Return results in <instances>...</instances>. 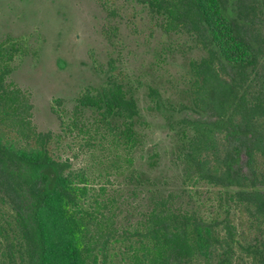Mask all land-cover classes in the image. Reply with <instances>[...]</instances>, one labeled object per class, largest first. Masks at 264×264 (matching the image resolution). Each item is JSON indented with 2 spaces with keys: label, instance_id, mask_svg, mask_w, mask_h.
Returning <instances> with one entry per match:
<instances>
[{
  "label": "trees",
  "instance_id": "16d2710c",
  "mask_svg": "<svg viewBox=\"0 0 264 264\" xmlns=\"http://www.w3.org/2000/svg\"><path fill=\"white\" fill-rule=\"evenodd\" d=\"M96 1L110 44L99 81L69 113L55 109L90 152L89 172L56 153L63 137L38 128L31 93L11 79L29 43L0 41V264H53L51 226L57 264H264V0H124L173 40L157 66L188 41L200 51L173 95L150 85L146 96L175 133L184 183L214 188L209 213L137 167L148 122L121 67L123 6Z\"/></svg>",
  "mask_w": 264,
  "mask_h": 264
},
{
  "label": "rangeland",
  "instance_id": "374dc122",
  "mask_svg": "<svg viewBox=\"0 0 264 264\" xmlns=\"http://www.w3.org/2000/svg\"><path fill=\"white\" fill-rule=\"evenodd\" d=\"M110 3L123 6L118 39L122 49L121 67L138 85L139 105L148 122L145 148L137 152L136 165L164 191L181 192L190 205L201 206L209 213L214 188L202 182L189 187L184 183L183 167L171 155L175 133L163 113L148 108L146 96L150 85L162 90L165 97L173 95L187 60L199 57L200 51L197 47L188 48L191 45L188 41L187 52L166 53L165 62L159 60L157 66L156 51L164 44L173 43L172 38L160 29L152 33L146 13L139 8L134 10L124 0H110ZM134 12L141 16L132 18ZM107 15L96 0H0V41L8 36L22 37L32 49L14 62L11 79L31 93L38 128L63 137L56 153L70 157L72 169L77 172L92 170L90 152L85 150L84 141L76 131L65 134V126L55 109L69 113L84 86L99 81L95 65L106 59L110 47L102 30ZM152 158L156 159V165L150 164ZM50 233L54 243L51 258L57 264L61 257L53 226Z\"/></svg>",
  "mask_w": 264,
  "mask_h": 264
},
{
  "label": "water",
  "instance_id": "95a60500",
  "mask_svg": "<svg viewBox=\"0 0 264 264\" xmlns=\"http://www.w3.org/2000/svg\"><path fill=\"white\" fill-rule=\"evenodd\" d=\"M243 159L245 158V154L242 155Z\"/></svg>",
  "mask_w": 264,
  "mask_h": 264
}]
</instances>
